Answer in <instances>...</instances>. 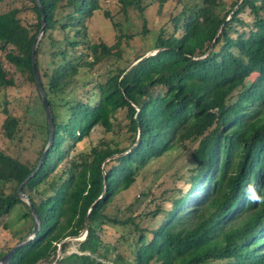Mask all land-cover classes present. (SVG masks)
<instances>
[{"label":"trees","instance_id":"1","mask_svg":"<svg viewBox=\"0 0 264 264\" xmlns=\"http://www.w3.org/2000/svg\"><path fill=\"white\" fill-rule=\"evenodd\" d=\"M39 1L40 6L30 0L36 16L32 23H23L19 15L22 2L0 11V50L13 66L7 69L0 61V89L16 87L12 73L25 74L43 115L37 124L39 141L33 134L39 143L33 162L0 148V217L16 208V220L31 223L25 231L10 228L16 240L0 243V258L34 224L18 186L36 167L48 140L31 60L44 10L36 65L54 134L41 166L22 186L39 217L38 232L8 264H264V0H202L183 6L171 27L155 37L152 49H159L130 68L144 51L128 56L121 34L112 43L87 37L99 0ZM120 1L123 9L133 3L140 7L138 0ZM42 52L50 55V66H41ZM97 65L109 68L102 78L85 82L92 87L86 99H57L74 88L82 70ZM56 106H66L67 117H59ZM119 110L123 119L117 118ZM3 111V134L19 139L22 119L6 106ZM97 124L106 137L68 157ZM120 132L127 136L120 138ZM190 145L194 164L186 179L183 175L181 183L170 187L167 207L159 202L133 214L130 203L122 212L108 211L140 168ZM6 183L9 191L3 188ZM85 217V237L77 241V250L67 252L70 240H62L80 233ZM119 238L127 242L130 259L117 249Z\"/></svg>","mask_w":264,"mask_h":264},{"label":"rangeland","instance_id":"2","mask_svg":"<svg viewBox=\"0 0 264 264\" xmlns=\"http://www.w3.org/2000/svg\"><path fill=\"white\" fill-rule=\"evenodd\" d=\"M24 3L23 9L19 13L23 23H32L36 20L35 13L30 8V0H2L0 2V11L6 10L13 6H19ZM202 0H138L139 6L134 3L122 8L120 0H99L100 7L93 12L87 23V31L90 41L103 40L107 43L114 42L118 34H121V47L124 53L131 56L133 51L146 53L150 51L154 45L155 37L163 28L171 27L173 17L183 8V6L201 3ZM107 11V13L105 12ZM146 27L145 31H142ZM56 35L60 37L58 31ZM154 49V48H153ZM40 64L50 66V55L42 52L39 54ZM0 61H2L7 69H12V65L3 58V52L0 50ZM107 65H97L94 70H82L77 76L74 83V88L68 89L63 94H58L57 99L63 100L75 99L76 97L87 98L92 87L85 82L94 80V77H103L106 73ZM14 71V70H13ZM16 79V87H6L0 89V148L7 154L18 156L26 162H33L37 157V145L39 144L33 139V134L40 139L41 133L37 126L43 122V115L39 105H36V91L31 82L27 81L25 74L18 72L12 73ZM254 76L251 74L249 80ZM7 107L10 112L15 113L22 119L21 137L8 139L1 130V123L5 117L4 107ZM57 114L67 117L69 110L66 106H56L54 108ZM118 119H123V111L117 113ZM118 120L115 121L114 127L118 129ZM108 133L104 131V127L100 124L95 125L90 133L80 140L74 147L71 148L70 157L81 151L88 150L91 145L96 144L102 137H106ZM127 134L120 132L119 137L124 138ZM192 146L188 149L173 148L162 156L152 159L146 166L139 169L136 180L126 189L120 190L112 199L109 212H116L120 209L124 211L126 206L133 204L134 213L143 212L150 208H154L157 203L161 202L167 207L170 203L167 200L170 187L181 183V176L186 175L194 161L190 156ZM8 183L3 186L6 191H9ZM1 187V185H0ZM149 192L148 195H143L142 192ZM20 211L13 210L10 214H5L0 217V243L8 241L13 243L16 238H12L10 228H19L23 231L31 223L22 225V221L16 220ZM158 215L153 223L155 225L161 218ZM144 223L149 221L144 220ZM6 224V225H5ZM113 230V229H112ZM70 243L67 247V252L77 250V241L73 238L68 239ZM117 249L128 259L131 258V253L127 242L119 238L114 241ZM114 252H111L113 256ZM111 261V260H110ZM223 260L212 261L211 264H223ZM150 264H154L151 262Z\"/></svg>","mask_w":264,"mask_h":264},{"label":"water","instance_id":"3","mask_svg":"<svg viewBox=\"0 0 264 264\" xmlns=\"http://www.w3.org/2000/svg\"><path fill=\"white\" fill-rule=\"evenodd\" d=\"M37 4L40 6V1L39 0H36ZM45 24H46V19H45V13H44V10H42V15H41V25H40V28L35 36V39L33 41V45H32V53H31V60H32V66H33V72H34V77H35V80H36V83H37V87H38V90H39V93H40V96H41V99H42V102H43V105H44V108H45V111H46V115H47V121H48V127H49V133H48V140H47V143L46 145L44 146V149L40 155V158L38 160V163L36 165V167L27 175V177H25L23 179V181L19 184L18 186V193L20 195V197L25 200L30 208H31V211H32V214L34 216V224H33V227L31 229V231L24 237L22 238L20 241H18L15 245H13L7 252H5L1 258H0V264H8L9 263V260L12 256V254L19 248L21 247L22 245H24L25 243H27L30 239H32L38 232V223H39V217L37 215V212L36 210L34 209L28 195L26 193H24L22 191V186L23 184L32 176L36 173V171L39 169V167L41 166L42 162H43V159H44V156H45V153L48 149V147L51 145L52 143V140H53V134H54V122H53V113H52V110H51V107H50V104L49 102L47 101V98H46V95H45V91H44V88L42 86V83L40 81V76H39V72H38V68H37V65H36V47H37V44H38V41L40 39V37L42 36L43 34V31H44V27H45ZM159 48H154V49H151L150 51L144 53L141 57H139L138 59H136L135 61H133L131 63V65L128 67L130 68L133 64H135L136 62H138V60H140L141 58L149 55V54H152L154 52H156ZM131 148V147H130ZM127 151V150H126ZM124 151V152H126ZM124 152H120V153H115L113 154L112 156H117V155H120L121 153H124ZM87 226H88V220H87V217H85L84 219V225H83V229L80 231V233H78L77 235H74V236H67L65 237L62 241L64 240H68L70 238H73L75 240H81L85 237L86 235V232H87ZM58 254L61 253V244L59 243L58 245ZM51 264H56V262H52Z\"/></svg>","mask_w":264,"mask_h":264}]
</instances>
